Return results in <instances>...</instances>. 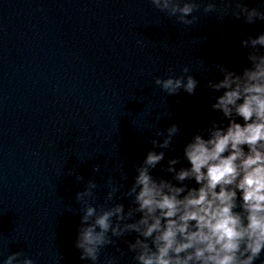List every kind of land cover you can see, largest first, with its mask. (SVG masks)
<instances>
[{"label": "water", "instance_id": "95a60500", "mask_svg": "<svg viewBox=\"0 0 264 264\" xmlns=\"http://www.w3.org/2000/svg\"><path fill=\"white\" fill-rule=\"evenodd\" d=\"M215 3L222 19L201 6L184 25L149 0H0V256L20 251L34 264H85L73 244L81 207L75 193L92 180L89 202L108 206L110 175L123 185L112 202L126 211L131 201L122 193L133 165L152 138L161 139L156 129L175 123L172 150L150 170L171 178L161 166L182 156L197 128L221 118L205 102L219 94L206 86L222 78L216 65L239 72L248 64L240 40L264 29V20L246 23L224 0ZM185 66L197 81L192 94H167L154 84ZM181 165L187 162L174 167ZM136 235L109 233L114 243L101 249L97 264L108 256L133 264L126 241Z\"/></svg>", "mask_w": 264, "mask_h": 264}, {"label": "clouds", "instance_id": "9594fccd", "mask_svg": "<svg viewBox=\"0 0 264 264\" xmlns=\"http://www.w3.org/2000/svg\"><path fill=\"white\" fill-rule=\"evenodd\" d=\"M149 3L184 25L193 23V12L201 6L205 13L217 12L215 0ZM257 4L248 8L244 0H224L231 15L246 23L264 20V0ZM217 16L223 18V9ZM240 44L248 49L247 66L237 72L218 64L222 78L206 85L219 92L205 102L221 118L197 128L184 143L182 156L169 157L161 166L170 179L154 177L150 170L164 159V149L172 150L178 134L175 123L163 131L156 129L155 136L161 139L152 138V148L133 165V181L122 193L131 201L126 211L121 203L112 202L123 185L114 183L110 175L104 195V201L111 202L108 206L89 202L97 187L92 180L75 193L81 207L73 244L85 264H97L101 249L114 243L109 233L122 237L126 232L137 234L126 241L133 264H264V29L242 38ZM180 71L182 75L156 76L153 82L167 94L181 89L192 94L197 81L187 66ZM181 159L187 166L174 167ZM121 179H126L123 171ZM134 213L140 215L129 222ZM0 264H34V260L15 251L0 256ZM100 264L118 261L108 256Z\"/></svg>", "mask_w": 264, "mask_h": 264}]
</instances>
